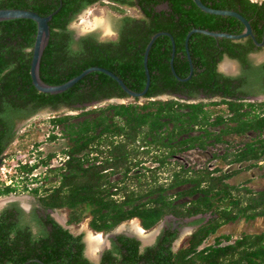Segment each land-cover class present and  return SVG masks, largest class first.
<instances>
[{"label":"trees","instance_id":"16d2710c","mask_svg":"<svg viewBox=\"0 0 264 264\" xmlns=\"http://www.w3.org/2000/svg\"><path fill=\"white\" fill-rule=\"evenodd\" d=\"M112 8L124 12L120 5L140 8L143 17L127 18L133 28L122 32L117 42H100L94 34L77 41L69 25L83 9L104 0H0V9H23L37 12L41 16L53 14L62 3L59 12L49 23L50 43L42 57L40 76L49 85H61L80 75L91 67H103L119 76L135 92H141L146 84L143 65L144 51L152 36L159 32H168L174 38L176 55L174 68L177 75L186 78L190 72L185 39L193 29H206L213 32L240 34L243 25L233 17L211 15L200 10L192 0H111ZM206 6L218 10H233L247 18L258 41L264 30L263 4L251 0H201ZM168 4L167 10L157 11L161 5ZM261 26V28H260ZM37 34V24L32 20L17 19L0 22V155L4 154L13 142L16 134L13 131L15 118L28 119L45 106L59 109L66 106L70 110H83L85 105L102 103L111 99H124L128 95L109 76L94 72L86 76L70 90L50 95L38 92L32 84L30 66L32 48ZM231 43L240 46L233 40L215 39L202 34L190 38L189 53L194 65V74L186 83L178 81L171 71L172 41L167 36L159 37L154 43L148 68L151 75V86L147 98L160 95L191 96L199 88L210 93H217L221 86L213 77H219L214 66L208 62V47L216 42ZM252 43V40H249ZM234 56V55H233ZM204 70L203 72H200ZM210 76L199 84L200 77ZM211 77V78H210ZM212 82L216 87L212 89ZM225 97H234L227 93ZM197 92V91H196ZM138 100L127 104L109 103L106 107L83 111L72 116L66 115L51 120L54 126L63 128L71 146L65 153L69 159L61 168L51 170L58 178L57 185L46 191L40 198L45 209H67L70 211L69 224H79L85 216H90V227L97 232L110 233L119 225L133 218H139L144 229L155 227L167 214L176 216H193L206 212L210 201L227 200L233 210L220 211L219 219L214 224L203 227L194 234L191 243L179 253L162 257L160 264H264V234L248 235L233 245L217 246L197 251L198 246L221 225L234 221L240 213L245 212L240 206L247 201L248 217L264 216V191L258 196L243 198L234 196L223 187V177L213 178L206 172L189 176L188 171H175L170 182L158 183L156 170L142 172L140 167L145 154L140 151L145 146L173 147L167 151V157L186 145L193 147L196 143L203 147V135L210 138L208 126H224L216 135L220 142L225 135L245 133L250 130L264 131V103L248 104L253 112L241 113L245 104L226 102L234 115L229 118L235 126H229L222 116L210 123L211 115L206 111L208 104H187L180 100L148 101L139 105ZM213 103L211 105H218ZM32 105L33 112L28 106ZM82 107V108H79ZM253 115V116H251ZM246 117V118H245ZM195 131L203 135L193 136ZM7 134V135H5ZM55 137H53L54 139ZM151 141L148 142V139ZM177 138L175 146L169 143ZM206 138V139H207ZM168 139V143H162ZM169 149V148H168ZM172 149V148H171ZM90 153L79 156L85 151ZM165 152V151H164ZM163 152V153H164ZM91 153L98 157L91 158ZM53 157L49 155L41 161L48 165ZM167 157L153 156V161L165 167ZM264 157V142L259 145L251 143L241 153L234 156L231 162H242ZM101 160V164L96 162ZM86 164H89L86 167ZM31 172L34 168L27 169ZM144 169V168H142ZM133 172L134 175H130ZM150 173V174H147ZM119 176L115 181L112 177ZM207 182L208 187H202ZM187 184L191 188L183 189ZM193 184V185H192ZM179 189L174 194L168 191ZM14 189L0 188V197L12 194ZM36 194L38 190L34 191ZM213 192L215 194L211 195ZM202 194L196 201L175 202L185 197ZM195 204V205H194ZM191 206V207H190ZM243 210V211H242ZM251 212V214H250ZM15 215L11 212L0 218V264H92L84 256L85 245L82 237H75L48 216L46 224L50 229L45 237L33 241L28 231L17 228ZM223 239V238H222ZM229 241V237H224ZM23 241V242H22ZM123 262L109 264H138L146 255L139 254V243L120 237ZM125 251V252H123ZM106 261V260H105ZM107 263V262H106ZM104 263V264H106Z\"/></svg>","mask_w":264,"mask_h":264},{"label":"flooded vegetation","instance_id":"af4514ba","mask_svg":"<svg viewBox=\"0 0 264 264\" xmlns=\"http://www.w3.org/2000/svg\"><path fill=\"white\" fill-rule=\"evenodd\" d=\"M105 1H109L112 5L114 4L111 0H104V2ZM263 1L264 0H258V2H256V3L263 4ZM97 4H101V3H95L93 5H90L86 9H83L78 15H76V17H78L79 15L84 13L88 8H90L94 5H97ZM120 8L123 10L136 9L141 13V17H143V13H142L140 8L128 7L126 5H120ZM167 9H168V7L165 4V5H161L160 7H158L157 11H162V10H167ZM127 18H136V17L123 13V14H120L117 19H114L115 24L112 26L113 32H114V34H113L114 37L111 39L100 40L99 35L96 32H92V33H88L86 35H80V36H77L76 34H74V38L77 41H79L80 39H82L84 37H87L89 35L94 34L98 37L100 42H117L120 39L122 32H127L128 30L133 28V25L130 24V21L127 20ZM260 28H261V26H260ZM254 35H255V33H254ZM249 40H252V39L248 38V39L241 40V41H234L237 44H241L240 46H236V47L235 46L232 47L231 43L218 40V42H216L214 45H211L210 47L207 48L208 50L206 52L208 53V62L211 63L212 66H214L215 73L217 75H221L219 77H213V80H215L217 82V84L221 86V89L219 90V92L210 93L209 92L210 89L205 91V90H203V88H199L198 90H196L197 92L195 91V93H193L191 96L180 95V94L177 95L176 94L173 96L172 95H160V96H157L155 98H147L146 97L145 103H147L148 101L161 100L160 98L167 96L170 98L169 100H171V99L180 100L181 102L187 103V104H197V103L208 104L205 107V109H207L208 106H219L221 104L225 105L227 107V109H226V112L228 113L227 116H225L224 114H218L212 119L213 116L211 115L210 123L215 121L218 116H222L224 119H226L227 123H229V118H231L234 115V113L229 109V104L223 103V101L243 103V104H245V107L241 110V113H247V112H251V114L254 113L252 108L249 107L248 104L258 105L260 103H264V46H258L253 40H252V43H250ZM263 40H264V30L262 33V39L260 41L257 40V42L262 43ZM260 53H263V54L261 56H259ZM225 62H228L227 66L229 65V69H226L225 65L224 66L222 65ZM203 71L204 70H202L200 72H203ZM209 76L210 75L208 73H204L200 77L199 84L200 83L204 84V81L207 80L209 78ZM216 82L211 83L212 89H214L216 87ZM228 86H230V87H229V90L227 93H233L234 97H230V98L225 97V93H226ZM124 99H126V98H124ZM135 100H138V99H135ZM161 101H163V100H161ZM213 103H220V104L211 105ZM93 104L94 103L85 105V109L88 108V106H91ZM247 107H248V109H246ZM33 108L34 107L32 105L28 106V109L30 110V112H33ZM79 108H82V107H79ZM61 109H67L68 110L69 108H67L66 106H60L59 109H55L52 106H45L43 108L38 109L35 112V114L28 119L15 118L14 124H13V131L17 135L18 131L31 118H33L34 116H36L38 113H40L42 111L48 110V111H52V112H58ZM251 116H253V115H251ZM228 125L229 126H235L236 123L230 122ZM60 128L62 130V134L64 137L63 129H62V127H60ZM223 128H224V126H208V131L212 135V136H210V138L205 137V135H203V133H204L203 131H198V132H202L201 134H198L197 131L193 132L192 133L193 136L203 135V138H201V139L205 140L204 146L203 147L199 146L198 145L199 143H196V145H194L193 147H189V145H186V146L181 147V149L178 148L177 152L171 154L168 157H167V154H168L167 151L168 150H170V151L174 150L173 147H168L169 149L167 147L160 146V145H157V146H154V145L151 146L150 145V146L141 147L140 151H143V152L149 151V153H147L145 155L147 157H149L148 158L149 161H152V163H154L156 165V167H153V168H144V171L146 172V170H156V171H158L157 176L159 177L161 170H165L168 165L172 164L174 166H177V168H179L180 170L182 169V171H188V175L193 176V177L196 176L198 173H202V172H206V173L210 174V177H213V178L226 176L222 182L223 187L226 188L228 191L232 192V194L236 197L242 196L243 198L246 199V198H249L252 196H258L264 190L254 191L245 185L237 186V185H231L228 183V181L232 177H234L235 175L240 173V170H237L235 172L232 171L230 173H223L222 174L221 170L218 168L212 169V168H208V167H203V168L202 167L196 168V167H190V166L187 167L184 164H181L182 162L179 161L180 160L179 155L187 153V152L202 151V150H206L207 148H209L211 146L214 147V146H217L219 144H226L227 148L230 147L229 146L230 142L226 141V137H228V136H231V135L245 136V135H247V136H251V138L254 137V139L251 140L250 142L244 143V145L237 151L235 150L231 153H227V154L224 153L222 155H217V154L213 153L211 159L224 160L225 162H227V164L229 166L235 165V164L250 163L246 168H244L247 170L257 167L258 163H264V157H262L260 159H251V160L242 161V162H231V160L234 158L235 155L241 153L243 150H245L247 148L248 144L256 143L259 145L260 142H264V131L250 130V131H247L245 133H240V134L232 133L230 135L223 136L221 138V141L218 142V141H216V135H218ZM211 129H214L215 131H212ZM5 135H7V134H5ZM183 139L184 138H177L176 140H173V142H170L169 144L171 146H175L176 145L175 143H177V141H181ZM149 141H151V138L148 139V142ZM168 141H169L168 139H164L162 143L167 144ZM69 148H70V146L67 148V150L64 151V154L66 151L69 150ZM89 153H90V151L87 150L83 153V155H86ZM159 154H160V156L167 157V163H166L165 167H161L159 163L153 161V156L159 155ZM49 155H52V154H49ZM49 155H47L46 158H44V157L43 158L47 159ZM1 156H2V161H3V159L5 157V153L2 154ZM98 156H99L98 153H91L90 154L91 158L98 157ZM53 157H54V154H53ZM53 157L49 161H52ZM171 160H175V161L171 162ZM96 164L97 165L101 164V160L97 161ZM88 165L89 164H86V167ZM143 165H144V162H143L141 168H143ZM147 174H150V173H147ZM217 174H219V175H217ZM130 175H134L133 172H131ZM170 178H171V176H170ZM157 181H158V183L165 184V185H167L170 182V181L168 182V180H167V182H161L160 178H158ZM185 187H187L186 189H189L192 186H191V184H187ZM202 187H208V183L204 182ZM213 194H215V192H213L211 195H213ZM9 195H12V194H9ZM9 195L1 196L0 199L9 198L10 197ZM14 196H11L8 201L0 204V218L3 214H6L8 212L13 213L15 215L14 221H15V225L17 226V228H19L25 232L26 231L30 232V234H29L30 238L33 241H39L40 239L45 237V233L50 229V227H48L46 224L47 218H48V216H50V218H52L56 223H58L64 229H66L65 227L67 226L68 227L67 230H69V232L72 233L75 237H82V242L85 245V248L83 251L84 256L92 264H104L106 262H107L106 264H109L111 261L113 263H122L123 262V256H122V251H120V247L123 246V243L119 241L120 237H124L127 240H134V241H137L139 243V246H138L139 254L140 255L142 254L144 256L146 255V257L144 259H141L138 264H160L159 262H161V260H162L161 258L163 256L167 257L170 254L175 255V254L179 253L180 250L187 248L189 246V244L191 243V239L194 236V234L199 232L203 227L214 224L216 222V219H219L220 211H222V210H233L234 213H237L239 210L238 208L237 209L233 208L227 200H225L223 202H218L219 197H217L218 199L213 198L210 201V203H212V205L209 206V210L206 212H202V213L199 212L193 216H182V217L176 216L174 214L165 215L162 218V220L163 219H169V218H172L173 220H170V222H167L168 221L167 220L166 223L164 224V226L159 228L156 232H154V234L150 235V238L148 241H144L136 232L131 230L130 226L124 228L123 230L115 231L117 229L116 228L114 231H112L110 233H103V232H97L94 229H92L90 227V222H89V226H88L89 230L92 233L94 232L96 235H99L101 233V238L103 237V239L105 240L104 247L101 250H98L97 254H95L93 252L89 253V250H88L89 244H88L87 238L85 237V230L83 229L82 232H77V233H74L72 231V227L77 226L78 224H69L68 223L69 216H70L69 210H68L69 213L67 214L66 219H62L58 215H59L60 211L64 210V209H56V210L45 209L41 205V202H40V198L42 196H39V198H36V200H34L35 204L28 209L22 205L21 201L16 196L15 197ZM200 196H202V194L196 193L192 197H185L183 199L176 201L175 203L180 204L183 202H188V204L191 205L189 202H191V201L196 202ZM195 204H198V203L196 202ZM247 204L248 203L246 200L243 201L240 206L241 207L243 206L242 209L245 210V212H243V213L241 212L236 220L224 223L223 225H221L220 228H222L223 226H226L230 223L238 222L242 219H244L246 221H253V220H256L258 218L264 217L262 215H256L254 217H248L247 215H245L246 213H248V211L245 208ZM250 214H251V212H250ZM88 217H90V216H88ZM133 219L135 221H137L139 226L142 228V230H144L145 236L147 233L150 232V230H152L154 228L153 227L152 229L146 230L143 228L142 222L139 218H133ZM133 219H131V220H133ZM90 221H91V219H90ZM216 232L210 234L198 246L197 251H201V250H204V249L209 248V247L217 246L218 239L221 241L220 246L224 247V246H228V245H233V244H235L236 241H238L241 238L248 236V235H262V234H264V233H262V234H243L240 238H237L233 243H230L232 240L231 236H219V237L215 238L214 243L212 245L203 247V244L206 242V240L209 237L216 234ZM104 235H105L106 239L104 238ZM224 237H229L230 238L229 241L224 239ZM224 242H227V244L224 245L223 244ZM123 252H125V251H123Z\"/></svg>","mask_w":264,"mask_h":264},{"label":"rangeland","instance_id":"374dc122","mask_svg":"<svg viewBox=\"0 0 264 264\" xmlns=\"http://www.w3.org/2000/svg\"><path fill=\"white\" fill-rule=\"evenodd\" d=\"M112 4L109 1H105L101 4L94 5L90 8H88L84 13L76 17L71 25V30L74 31V33L77 36L80 35H86L88 33L96 32L99 35L100 40H106V39H111L113 38V28L112 26L115 24L114 19H117L120 14H129L131 16H134L136 18L141 17V13L136 10V9H129V10H124V12L116 11L112 8ZM263 53H260L259 56H261ZM228 62H225L224 65H227ZM163 101H167L170 98L165 96L163 98H160ZM135 100L126 98L122 99V104H127V103H132ZM109 103H116L114 101H104L102 103H94L91 106H88L86 109H79V110H70V109H61L58 112H52V111H42L38 113L36 116L31 118L19 131L18 134L16 135L15 139L13 142L9 145L5 153L9 154V158L6 162V168H5V173L8 174L11 172L13 175L15 174L17 167L16 164L19 162L17 161V158L19 155H26L30 154L31 152L36 153V150H40L42 148V151H39V154L41 157L46 158L47 155L49 154H58L62 153L67 150L69 146H71V143L69 142L68 138L66 136L61 138V141L59 142H47L45 140V136L47 134V129L49 130L52 126L51 120L56 118V117H62L66 115H72L76 116L83 111H88V110H93V109H100L103 107H106ZM121 103V102H120ZM139 105L145 104V100H138L137 102ZM227 107L223 104L219 106H208L207 107V112L212 115V119L218 115V114H224L227 116L226 112ZM248 109V107L246 108ZM30 126H29V125ZM40 125V126H39ZM63 129V128H62ZM212 131H215L214 129H211ZM198 132V131H197ZM202 132H198V134H201ZM254 137L251 138V136H228L226 137V141H229L230 144L227 148L226 144H219L214 147H209L206 150L202 151H191L187 152L184 154L179 155L180 157V162L181 164H184L185 166H190V167H208V168H218L221 170V173H230L232 171H237L240 170V173L232 177L228 183L231 185H245L248 188L254 190V191H260L264 190V163H258V166L252 169H244L246 168L250 163H243V164H235V165H228L227 162L221 159H211L212 154L215 153L217 155H222V154H227L231 153L233 151L239 150L244 143L250 142L253 140ZM83 156V154L79 155ZM144 159V165L143 168H153L156 167L152 161H149L146 155L143 157ZM31 159V158H30ZM46 160V159H43ZM147 160V161H146ZM175 160H171V162H174ZM50 162V161H49ZM179 163V162H178ZM50 164H52L50 162ZM61 162H57V160L53 163V166L55 169L61 168L60 167ZM38 170L36 171L37 173H40L36 181L35 185L33 188V191H15L12 193L11 196H16L22 203V205L25 208H30L32 207L35 203L34 200L36 198H39V196H45L46 191L49 189H52L55 185H57L58 178L54 173H51L50 169L46 174H44V169L42 168H37ZM179 168L177 166H174L172 164L168 165L165 170H161L159 177L161 182H168L170 181V176L173 174V172L177 171ZM140 170L142 172H145L144 169L140 167ZM18 172V171H17ZM220 173V174H221ZM134 174V173H133ZM219 175V174H217ZM119 176H115L111 178V181H115L118 179ZM166 180V181H165ZM28 181V180H26ZM30 183V182H28ZM187 187L181 188V190L185 189ZM38 190V193L36 194L34 191ZM177 190L173 191H168V194H174ZM14 194V195H13ZM14 196V197H15ZM69 213L68 210L64 209L61 210L59 213V217L62 219H66L67 214ZM91 217L86 216L82 222H80L77 226L72 227V231L74 233L77 232H82V230H85V237L88 240V250L89 253L92 252V248L90 246V241L91 238L95 239L98 236H101V233L99 235H96L94 232L92 233L88 226L90 222ZM168 220V221H167ZM170 220H173L172 218L169 219H163L161 220L152 230H150L149 233L146 234L147 237H150V235L154 234L159 228L164 226V224L167 222H170ZM135 220H129L122 225L118 226L117 230H123L124 228L130 226L131 223L134 222ZM172 222V221H171ZM264 233V217L258 218L253 221H246L244 219L235 222V223H230L226 226H223L220 228L216 234L213 236L209 237L206 242L203 244L204 246H209L214 243V240L216 237L219 236H231L232 240L230 243H233L237 238H240L243 234H262ZM103 234V233H102ZM103 236V235H102ZM145 236V235H144ZM185 237V236H184ZM183 237V238H184ZM104 238L106 239L105 235ZM103 247L105 245V240L103 239ZM224 245L227 244V242L223 243ZM101 250L96 249L94 251L95 254H97V251Z\"/></svg>","mask_w":264,"mask_h":264},{"label":"water","instance_id":"95a60500","mask_svg":"<svg viewBox=\"0 0 264 264\" xmlns=\"http://www.w3.org/2000/svg\"><path fill=\"white\" fill-rule=\"evenodd\" d=\"M194 4L203 12L211 15H217V16H225V17H233L237 19L244 27V30L240 34H228V33H220V32H213L206 29H193L191 30L185 39V49L188 56V61L190 65V72L189 75L186 78H181L177 75L175 68H174V59L176 55V44L174 41V38L171 36L168 32H159L152 36L150 42L146 46V49L144 51V70L146 75V84L144 89L141 92H135L131 90L125 82L117 75H115L113 72L103 68V67H91L87 70L83 71L80 75L76 76L75 78L67 81L64 84L61 85H49L45 83L40 76V68H41V61L42 57L50 43L51 38V31H50V25L49 23L53 19L54 15H56L59 10L62 7V3L60 4V7L58 10H56L53 14L49 16H41L37 12L30 11V10H23V9H0V22L4 21H10V20H17V19H26V20H32L37 24V34L36 39L34 42V46L32 48V60H31V66H30V75L32 79V84L35 87V89L43 94H50V95H59L62 94L68 90H70L72 87H74L77 83H79L81 80H83L86 76H88L91 73L98 72L103 73L110 78H112L117 84L121 87V89L128 95V98L130 99H138V100H146L147 93L151 86V75L148 68V59L150 55V51L156 42V40L161 36H167L172 41V57L170 61L171 71L175 78L180 82H188L191 80L193 74H194V65L192 62V58L189 53V42L190 38L194 34H202L206 35L215 39H230L233 41H241L248 38H251L258 46H264V40L262 43H258L257 39L254 35L253 28L251 26L250 21L245 18L240 13L233 11V10H218L213 9L211 7L206 6L201 0H192ZM168 7V4H166ZM0 78H1V70H0ZM112 101L116 102V104H122V99H111ZM107 100V101H111ZM121 102V103H120ZM2 164V156L0 155V168ZM10 199L9 198H3L0 199V203L6 202ZM125 223V222H124ZM123 224V223H122ZM121 224V225H122ZM120 226V225H119ZM68 229V227H65ZM33 261L40 263L39 260H32L28 261L24 264H30Z\"/></svg>","mask_w":264,"mask_h":264},{"label":"built area","instance_id":"2783aa9c","mask_svg":"<svg viewBox=\"0 0 264 264\" xmlns=\"http://www.w3.org/2000/svg\"><path fill=\"white\" fill-rule=\"evenodd\" d=\"M251 2H258V0H251ZM52 123V122H51ZM29 125V124H28ZM30 126V125H29ZM40 126V125H39ZM53 137H55L53 139ZM63 137L62 130L59 126H54L52 124L51 128L48 130L47 129V134L45 136V140L47 142H58L61 140ZM39 151H42V148L40 150H36V153H39ZM34 154V152H31L30 154L26 155H19L17 158V161H19L16 164L17 170L15 174L13 175L11 172L8 174L5 173V168H6V162L9 156L8 153H5V157L2 161V165L0 168V188H12L14 191H22L25 189L27 192L33 191V187L37 184L33 181H36L40 173H37L36 171L38 170L37 168H42L44 169V174H46L50 169H55L53 166V163L57 160V162H61L60 167H63L65 162L69 159L68 155L64 152L54 154V157L52 161H50L52 164L48 165H43L41 161L44 159L41 157L39 154ZM31 158V159H30ZM24 168L31 169L34 168L31 172L26 171ZM18 171V172H17ZM28 180V181H26ZM30 182V183H28Z\"/></svg>","mask_w":264,"mask_h":264},{"label":"bare ground","instance_id":"6f19581e","mask_svg":"<svg viewBox=\"0 0 264 264\" xmlns=\"http://www.w3.org/2000/svg\"><path fill=\"white\" fill-rule=\"evenodd\" d=\"M226 69H229V65H225ZM2 204V203H0ZM131 230L136 232L144 241H148L150 237L144 236L145 232L144 230H142V228L139 226L137 221H134L131 223ZM90 246L92 248V252L94 253V251L96 249H102L103 248V240L101 238V236L96 237L95 239L91 238V241L89 242ZM105 243V242H104Z\"/></svg>","mask_w":264,"mask_h":264},{"label":"clouds","instance_id":"9594fccd","mask_svg":"<svg viewBox=\"0 0 264 264\" xmlns=\"http://www.w3.org/2000/svg\"><path fill=\"white\" fill-rule=\"evenodd\" d=\"M71 27H73V25L70 24V25H69V28L71 29Z\"/></svg>","mask_w":264,"mask_h":264}]
</instances>
